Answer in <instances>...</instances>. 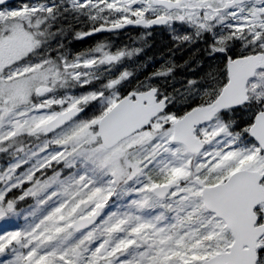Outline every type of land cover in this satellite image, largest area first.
<instances>
[{"label": "snow or ice", "instance_id": "6c2138e0", "mask_svg": "<svg viewBox=\"0 0 264 264\" xmlns=\"http://www.w3.org/2000/svg\"><path fill=\"white\" fill-rule=\"evenodd\" d=\"M67 3L91 22L75 40L188 25L223 71L178 107L127 70L95 76L122 49L53 57L56 0H0V153H20L0 164V264H264V0Z\"/></svg>", "mask_w": 264, "mask_h": 264}, {"label": "flooded vegetation", "instance_id": "af4514ba", "mask_svg": "<svg viewBox=\"0 0 264 264\" xmlns=\"http://www.w3.org/2000/svg\"><path fill=\"white\" fill-rule=\"evenodd\" d=\"M90 23L91 22L88 20V18L84 17L83 15H80L79 18H77V13H67V15L61 19L58 26L55 28V31L57 32L58 37L56 38V40L53 41L52 46L57 45L56 47L57 55L61 54V55H67L71 57L73 53L71 49L69 48L73 44L79 43V41L92 43L94 46L95 45L97 46L102 41L110 43L111 40L112 42H116L117 40H119V37L117 36L118 34H112V33H106V32L96 33L92 36L86 37L83 40H75L72 37L70 38L69 34L71 32H74L76 30H87L90 27ZM96 23L102 24L103 22L101 20H97ZM179 30H180V25H179ZM191 32L193 34V37H191V43L189 45L186 43V39H185L184 44L180 43V44L175 45V48L178 51H174V52L177 53L176 55L178 56L180 61H182V56L186 55V58H187V53H190V56H192L193 58H195L196 56V52H197L196 44H192L193 40L196 39L195 30L191 28ZM123 33L124 35L120 34L122 35L120 39L123 38L126 40V45L128 46L127 53H131V55H127V60H128V65L130 66V69H131V73H133L132 71H133L134 61L135 60L139 61L138 63L144 62V58L146 57V54L148 53L147 49L144 46L141 47V40L145 36H148L149 34L157 33V31L150 32L148 30H144L140 28H130ZM179 33L181 34L180 31ZM68 40L69 42H67ZM171 50L172 49H170L169 51ZM190 61L192 62L193 60L190 59ZM190 65L192 67L191 63ZM169 68L171 69L172 67H169ZM190 72L191 74H179L177 76L164 77L168 81L173 80L177 83V86H178L177 92H173L169 85H165L162 88V90L163 92L167 93L171 97V102L176 104L178 107H183L184 104L191 103L194 99L199 100L201 98L203 99V97L208 98L211 95V93L206 92V91L201 93L200 91H197L196 88L192 89L190 92L186 90L185 88L186 81L193 80L197 82V75L194 74L196 70H193V68H191ZM132 78H133V82L135 80L142 79L138 76H134L133 74H132ZM251 163L252 162L249 161L247 164H242L241 166L243 168H248L251 165Z\"/></svg>", "mask_w": 264, "mask_h": 264}, {"label": "trees", "instance_id": "16d2710c", "mask_svg": "<svg viewBox=\"0 0 264 264\" xmlns=\"http://www.w3.org/2000/svg\"><path fill=\"white\" fill-rule=\"evenodd\" d=\"M218 34V32L216 31ZM198 43L201 46L197 49L196 56L193 58L190 56V53L182 56V61L179 60L177 53L174 51H169V45L166 40L161 39L160 37H157L153 43H151L148 48V53L146 54V57L144 58V62H142L140 65H138L137 71L135 72V75L140 76H148L150 77L151 73H154L156 71H164L166 68L165 62L169 61L168 66L171 64V61H175L176 63V73L178 74H189L190 69L193 68V70H196L198 72V76L203 77L204 80L210 81L213 77L211 75H215L216 71H218L217 63L216 61H219L220 59L216 60H209V53L213 54L211 51L213 46V40L210 33H201L198 35ZM207 53V54H206ZM168 55V56H167ZM170 57V58H169ZM190 59L193 61L191 62ZM125 63V61H124ZM192 64V67L190 65ZM126 70V67H123L118 69L117 72ZM220 72V71H219ZM210 79V80H209ZM154 84H172L173 82L168 80H160V78L154 79ZM97 83V82H96Z\"/></svg>", "mask_w": 264, "mask_h": 264}, {"label": "rangeland", "instance_id": "374dc122", "mask_svg": "<svg viewBox=\"0 0 264 264\" xmlns=\"http://www.w3.org/2000/svg\"><path fill=\"white\" fill-rule=\"evenodd\" d=\"M67 3V0H57L56 3L57 5L59 6L60 10H65L67 9V7L69 8V5L67 4H63V3ZM65 5V6H64ZM66 19V18H65ZM219 70L216 71V74L215 75H211L212 80H217V78L219 77ZM35 139L36 138H31V137H24L23 140H22V144L25 148V150H35L36 146H38L39 144H37L35 142ZM20 155V153L16 152L15 150V146L13 147H10L7 151V153H0V164H4V165H7V163L9 161H11L12 159H14L15 156H18ZM21 223H23V221H21Z\"/></svg>", "mask_w": 264, "mask_h": 264}, {"label": "water", "instance_id": "95a60500", "mask_svg": "<svg viewBox=\"0 0 264 264\" xmlns=\"http://www.w3.org/2000/svg\"><path fill=\"white\" fill-rule=\"evenodd\" d=\"M9 1H13V0H9ZM234 71H235L237 74H243V73L247 72L248 69H247L246 66H240V67L236 68Z\"/></svg>", "mask_w": 264, "mask_h": 264}, {"label": "bare ground", "instance_id": "6f19581e", "mask_svg": "<svg viewBox=\"0 0 264 264\" xmlns=\"http://www.w3.org/2000/svg\"><path fill=\"white\" fill-rule=\"evenodd\" d=\"M207 54V53H206Z\"/></svg>", "mask_w": 264, "mask_h": 264}]
</instances>
